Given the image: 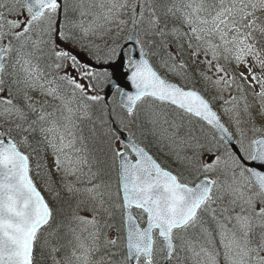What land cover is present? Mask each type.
Segmentation results:
<instances>
[{
    "label": "snow or ice",
    "instance_id": "obj_1",
    "mask_svg": "<svg viewBox=\"0 0 264 264\" xmlns=\"http://www.w3.org/2000/svg\"><path fill=\"white\" fill-rule=\"evenodd\" d=\"M0 264H264V0H0Z\"/></svg>",
    "mask_w": 264,
    "mask_h": 264
},
{
    "label": "trees",
    "instance_id": "obj_2",
    "mask_svg": "<svg viewBox=\"0 0 264 264\" xmlns=\"http://www.w3.org/2000/svg\"><path fill=\"white\" fill-rule=\"evenodd\" d=\"M132 131L135 132L137 136H140V132H139V130L136 129L135 127L132 129ZM150 140H151V138H149L148 140H146L145 143L148 145V148H149L151 154H153L154 157L157 158V159H158L160 162H162L164 165H169V164H167V163L163 160V158H161L160 153H157V152L155 151V149L151 147V146H152L153 144H155V143L150 142ZM172 167H174V165H173ZM44 194H45L46 198H48V199L50 200V196H49V194L46 193V192H45ZM53 203H54V206H57V207L59 206V205L55 204V202H53Z\"/></svg>",
    "mask_w": 264,
    "mask_h": 264
},
{
    "label": "rangeland",
    "instance_id": "obj_3",
    "mask_svg": "<svg viewBox=\"0 0 264 264\" xmlns=\"http://www.w3.org/2000/svg\"><path fill=\"white\" fill-rule=\"evenodd\" d=\"M151 147L154 148L157 153H160L161 158H163V160L167 164H170L169 158L165 155V151L163 149H161L160 146L153 144ZM50 199H51V197H50Z\"/></svg>",
    "mask_w": 264,
    "mask_h": 264
},
{
    "label": "water",
    "instance_id": "obj_4",
    "mask_svg": "<svg viewBox=\"0 0 264 264\" xmlns=\"http://www.w3.org/2000/svg\"><path fill=\"white\" fill-rule=\"evenodd\" d=\"M85 59H87V57H84ZM109 99H110V95H109V97H108ZM124 135H127L126 133L124 134Z\"/></svg>",
    "mask_w": 264,
    "mask_h": 264
}]
</instances>
